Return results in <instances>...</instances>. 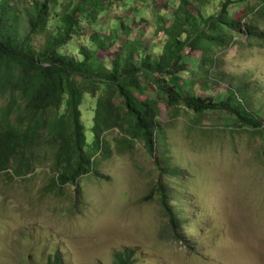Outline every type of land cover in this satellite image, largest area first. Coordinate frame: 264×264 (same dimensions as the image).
<instances>
[{
	"label": "rangeland",
	"instance_id": "rangeland-1",
	"mask_svg": "<svg viewBox=\"0 0 264 264\" xmlns=\"http://www.w3.org/2000/svg\"><path fill=\"white\" fill-rule=\"evenodd\" d=\"M32 3L16 0L20 7ZM260 3L240 0L232 14L239 20L246 8ZM149 5L150 0H130L123 17H147ZM148 24H134L133 34L142 33L149 48L158 46L153 56L161 51L164 36L153 34L150 17ZM247 24L264 33L261 11L248 15L233 44L210 52L211 64L204 69L196 66L201 53L185 49L190 72L180 78L194 80L207 70L191 93L228 98L231 107L264 124V42L248 38ZM41 44L37 37L36 47ZM115 53L110 48L98 56ZM94 107L84 95L88 143ZM158 107L168 162H156L163 172L171 168L168 174L154 165L156 151L147 154L135 140L132 147L121 145L123 133L116 127L103 134L105 145L94 157L92 173L77 182L78 190L71 185L51 189L50 161L23 178L0 174V264H57L58 257L61 264H116L115 254L125 249L132 252L133 264H264V128L241 127L228 112L194 117L183 106L176 112L160 100ZM164 207L182 223L171 224Z\"/></svg>",
	"mask_w": 264,
	"mask_h": 264
},
{
	"label": "trees",
	"instance_id": "trees-1",
	"mask_svg": "<svg viewBox=\"0 0 264 264\" xmlns=\"http://www.w3.org/2000/svg\"><path fill=\"white\" fill-rule=\"evenodd\" d=\"M128 1L33 0L20 7L16 0H0V174L23 178L50 161L51 189L71 185L78 190L77 182L92 173L94 157L105 145L103 134L114 127L123 133L121 145L132 147L135 140L147 154L159 153L152 158L154 165L168 174L171 168L163 172L156 162H168L157 121L160 100L176 112L183 106L194 117L228 112L241 127L264 128L248 111L231 107L228 98L190 92L207 70L194 80L180 78L190 72L185 49L201 53L196 66L204 69L211 64L210 52L218 54L233 44L243 19L259 11L264 18V0L246 8L239 20L232 7L240 0H150L148 16L131 20L123 17ZM112 9L122 12L108 19ZM149 17L153 34L164 36L161 51L153 56L158 46L149 48L142 33L133 34L136 23L149 27ZM246 31L248 38L264 42V33L254 25L247 24ZM37 37L42 38L38 47ZM110 48H116L113 57L98 56ZM84 95L95 106L90 143L82 120ZM157 190L163 200L165 194ZM163 214L171 224L182 223L171 208L164 207ZM115 259L116 264H133L127 249ZM55 263L62 261L58 257Z\"/></svg>",
	"mask_w": 264,
	"mask_h": 264
}]
</instances>
